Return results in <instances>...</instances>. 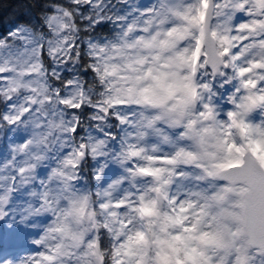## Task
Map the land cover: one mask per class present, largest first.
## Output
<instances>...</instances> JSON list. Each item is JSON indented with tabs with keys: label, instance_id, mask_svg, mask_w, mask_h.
Returning a JSON list of instances; mask_svg holds the SVG:
<instances>
[{
	"label": "snow or ice",
	"instance_id": "6c2138e0",
	"mask_svg": "<svg viewBox=\"0 0 264 264\" xmlns=\"http://www.w3.org/2000/svg\"><path fill=\"white\" fill-rule=\"evenodd\" d=\"M0 264H264V0H0Z\"/></svg>",
	"mask_w": 264,
	"mask_h": 264
}]
</instances>
